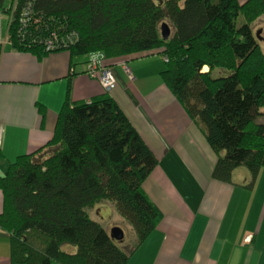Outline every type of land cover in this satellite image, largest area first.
<instances>
[{"label": "trees", "instance_id": "trees-1", "mask_svg": "<svg viewBox=\"0 0 264 264\" xmlns=\"http://www.w3.org/2000/svg\"><path fill=\"white\" fill-rule=\"evenodd\" d=\"M0 11L13 49L87 59L89 78L93 62L143 70L162 57L159 76L149 75L205 137L212 177L264 168V54L253 30L264 0H0ZM108 93L76 104L68 96L51 141L0 175L11 264H128L157 228L162 215L143 185L158 159ZM103 203L132 228L128 249L93 219Z\"/></svg>", "mask_w": 264, "mask_h": 264}, {"label": "crops", "instance_id": "crops-1", "mask_svg": "<svg viewBox=\"0 0 264 264\" xmlns=\"http://www.w3.org/2000/svg\"><path fill=\"white\" fill-rule=\"evenodd\" d=\"M86 62L65 52L39 61L5 46L0 58V175L20 156L51 141L68 96L76 104L107 93L86 75ZM111 67L117 84L109 96L158 159L143 190L161 212V220L128 264H264V223L253 227L247 214L241 236V223L234 220L240 210L232 213L228 207L238 187L252 186L255 177L238 168L229 182L215 180L216 158L205 137L163 82L149 75L154 71L131 66L128 72L117 63ZM237 196L242 206L244 197ZM0 264H11L9 235L1 229Z\"/></svg>", "mask_w": 264, "mask_h": 264}, {"label": "rangeland", "instance_id": "rangeland-1", "mask_svg": "<svg viewBox=\"0 0 264 264\" xmlns=\"http://www.w3.org/2000/svg\"><path fill=\"white\" fill-rule=\"evenodd\" d=\"M243 23V19L240 18L239 24L241 25ZM253 30L255 33V36L257 37L259 48L264 54V17L260 18L253 26ZM154 61H151L150 63H143L145 68L142 71H151V69L156 70V75L159 76V72L163 69L164 66V60L162 57H159L155 59H152ZM156 61V63H155ZM151 68V69H150ZM157 68V69H156ZM162 68V69H161ZM159 71V72H158ZM218 72L215 73V76H218ZM250 180H248V183ZM254 182V183H253ZM252 182V186L246 185L245 187H238L237 194L234 197V199L228 203L230 207V210L233 212H238L240 210L239 218H235L234 220L237 223H241V236H244L243 233L245 231V227H247L246 222V215L249 214L252 216L253 221V227H259L264 223V168L259 170L255 176V181ZM238 193L244 197L242 201H245L242 206H240V203L238 202ZM240 197V199L242 198ZM106 208H97L92 212V217L94 220L99 221V218L102 217V224L107 227L109 231H111L114 228H121L123 229L125 233V244L124 246L128 249L130 245H132L135 242V235L132 231V228L124 223L120 216L117 214L115 209L109 205L108 203H103ZM252 208V211L250 209ZM232 213L229 216V219H232ZM98 215V217H96ZM239 221V222H238ZM240 237V232L238 233V236L236 239ZM231 240V239H230ZM132 243V244H131ZM122 246V247H124Z\"/></svg>", "mask_w": 264, "mask_h": 264}, {"label": "built area", "instance_id": "built-area-1", "mask_svg": "<svg viewBox=\"0 0 264 264\" xmlns=\"http://www.w3.org/2000/svg\"><path fill=\"white\" fill-rule=\"evenodd\" d=\"M5 30L6 28L3 24V13L0 11V58L2 53L4 52L5 46L8 45L6 35L7 31L5 32ZM89 69V76L92 79L97 80L105 92H111L116 88L117 77L113 69L108 68L107 65H102L100 68H98L96 62H93L92 66ZM126 69L129 72V69Z\"/></svg>", "mask_w": 264, "mask_h": 264}, {"label": "water", "instance_id": "water-1", "mask_svg": "<svg viewBox=\"0 0 264 264\" xmlns=\"http://www.w3.org/2000/svg\"><path fill=\"white\" fill-rule=\"evenodd\" d=\"M162 34H163V37L165 40H167L169 38L170 31L166 25H164L162 28ZM111 237L114 240L121 242L124 240L125 236H124L123 230H121L120 228L117 227V228H114L111 230Z\"/></svg>", "mask_w": 264, "mask_h": 264}]
</instances>
